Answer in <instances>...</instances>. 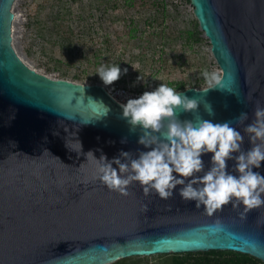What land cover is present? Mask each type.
<instances>
[{"label":"water","instance_id":"1","mask_svg":"<svg viewBox=\"0 0 264 264\" xmlns=\"http://www.w3.org/2000/svg\"><path fill=\"white\" fill-rule=\"evenodd\" d=\"M189 1L221 73L212 86L177 90L199 102L195 110L176 112L181 119L230 120L250 148L245 126L264 107V0ZM14 2L0 0V264H109L209 250L264 262V204L245 211L229 202L210 213L178 191L162 198L133 181L120 192L95 175L97 158L87 151L109 159L121 150L137 155L145 148L141 128H132L104 85L51 77L28 65L12 45ZM89 96L109 111L97 113ZM241 112L248 113L243 122ZM211 154H204L206 162ZM254 170L264 173V161Z\"/></svg>","mask_w":264,"mask_h":264},{"label":"clouds","instance_id":"2","mask_svg":"<svg viewBox=\"0 0 264 264\" xmlns=\"http://www.w3.org/2000/svg\"><path fill=\"white\" fill-rule=\"evenodd\" d=\"M122 71L126 73L128 68L122 69L119 63L101 64L96 70L105 84L119 79ZM203 75L210 86L220 80L215 71L207 68ZM87 101L97 113L109 111L103 100L89 96ZM79 102L83 103L84 97ZM198 102V98L163 82L128 98L122 103V114L133 129L141 128L138 142L145 148L138 149L137 155L121 150L111 159L106 154L98 158L93 150H88L97 158L95 175L120 192H127L133 181H139L146 194L155 190L162 198L178 191L182 199L194 200L210 213L229 202L236 207L242 204L245 211L264 204V173L254 170L264 161V107H256L255 119L245 126L252 141V146L245 149L244 135L232 121L201 116L181 119L177 114V108L195 110ZM206 107L210 113L213 111L210 104ZM247 118L248 113L241 112L237 120L243 122ZM79 143L82 150V141ZM66 146L77 151L67 140ZM209 152L210 162H206L204 154ZM229 160L235 163L230 166Z\"/></svg>","mask_w":264,"mask_h":264},{"label":"rangeland","instance_id":"3","mask_svg":"<svg viewBox=\"0 0 264 264\" xmlns=\"http://www.w3.org/2000/svg\"><path fill=\"white\" fill-rule=\"evenodd\" d=\"M62 6L71 9V14L66 15L69 20L55 23V14ZM12 10L13 47L28 65L51 77L73 80L79 74L80 79L73 81L150 90L162 82L173 87L181 81L194 83L196 78H205V68L219 76L221 73L203 32L201 42L186 40V31L191 29L189 21L195 17L187 0H15ZM77 14L84 19H78ZM153 14L158 18L149 25ZM67 26L74 35H68ZM132 28L134 37L130 38ZM155 28L164 35H151ZM165 36L167 44L162 45ZM105 40L114 51H104L95 58L92 51L104 46ZM160 49L165 63L159 61ZM112 63L128 71H122L112 84H105L96 70L101 64ZM140 75L143 78L138 80ZM208 85L204 81L197 88ZM170 261V254H154L126 257L119 264Z\"/></svg>","mask_w":264,"mask_h":264},{"label":"trees","instance_id":"4","mask_svg":"<svg viewBox=\"0 0 264 264\" xmlns=\"http://www.w3.org/2000/svg\"><path fill=\"white\" fill-rule=\"evenodd\" d=\"M189 1V0H187ZM115 4L114 6H116ZM162 11H165V6H162ZM71 14V9L67 8L66 6H62L59 10H57L55 14V23H57L58 20L66 22L69 20V18L66 17V15ZM76 17L78 19H84L81 14H77ZM158 17L153 14L150 16L149 25H154L153 21H155ZM189 24H191V29L186 31V40L191 43H197L203 41V38L201 37L202 31L199 30V24L195 17L190 19ZM58 25V24H57ZM156 27V26H155ZM66 31L68 35H74V31L67 26ZM135 28H132L128 35L130 38L134 37ZM163 36L164 32L157 31V28L153 30L151 35ZM80 36H82V32H79ZM83 39V38H81ZM166 36L163 37L162 45H166ZM69 48V46H67ZM71 50V49H70ZM104 51H114L112 49V46L110 45V42L105 40L104 46H101L99 48H95L92 51V54L95 58H98L101 53L105 54ZM161 52V57L159 59L160 62L165 63L166 58L163 57V49L159 50ZM176 55V54H174ZM177 57V56H176ZM73 80L80 79L79 74H75L72 78ZM205 78H196L193 82L194 83H187L186 81H181L177 83L174 87L176 90H183L187 87H199L201 83L204 81L207 83V80ZM171 256V261L169 264H264L262 260L259 258L252 256L247 253H243L240 251H234V250H209V251H198V252H182V253H168ZM166 255V254H164ZM125 258L119 259L114 262V264H119L121 261H123Z\"/></svg>","mask_w":264,"mask_h":264},{"label":"built area","instance_id":"5","mask_svg":"<svg viewBox=\"0 0 264 264\" xmlns=\"http://www.w3.org/2000/svg\"><path fill=\"white\" fill-rule=\"evenodd\" d=\"M105 88L112 98L121 104L126 102L130 97L139 96L144 91V89H134L119 85Z\"/></svg>","mask_w":264,"mask_h":264}]
</instances>
